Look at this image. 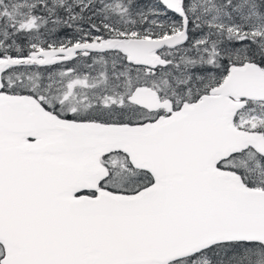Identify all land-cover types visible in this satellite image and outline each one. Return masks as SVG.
<instances>
[{"label": "snow or ice", "instance_id": "6c2138e0", "mask_svg": "<svg viewBox=\"0 0 264 264\" xmlns=\"http://www.w3.org/2000/svg\"><path fill=\"white\" fill-rule=\"evenodd\" d=\"M0 264H264V0H0Z\"/></svg>", "mask_w": 264, "mask_h": 264}]
</instances>
